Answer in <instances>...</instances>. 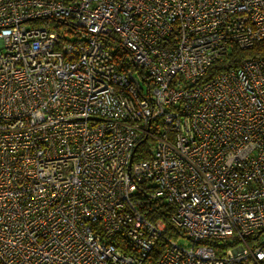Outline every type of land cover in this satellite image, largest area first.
Instances as JSON below:
<instances>
[{"label":"built area","instance_id":"obj_1","mask_svg":"<svg viewBox=\"0 0 264 264\" xmlns=\"http://www.w3.org/2000/svg\"><path fill=\"white\" fill-rule=\"evenodd\" d=\"M262 39L264 0H0V261L264 264V58L196 82Z\"/></svg>","mask_w":264,"mask_h":264},{"label":"trees","instance_id":"obj_2","mask_svg":"<svg viewBox=\"0 0 264 264\" xmlns=\"http://www.w3.org/2000/svg\"><path fill=\"white\" fill-rule=\"evenodd\" d=\"M119 50L120 56H124L125 52L117 48V52ZM253 57H261L264 58V39L256 41L249 48H239L236 45H231L229 51L224 56L214 60L204 71L203 74L198 76L196 82H204L219 73L220 71L237 67L238 64L247 58ZM130 68V67H129ZM133 68V66H131ZM145 139H143L136 147L133 159H139L146 157V151L144 150ZM172 207L167 203H155L149 202L148 205L143 208V213L149 219L161 218L165 223V233L162 238H159L154 244L153 248L148 254L147 260L149 262H154L158 259L164 245L165 239L170 237H177L181 235L180 231L173 226V224L169 220V215ZM0 264H3L0 261Z\"/></svg>","mask_w":264,"mask_h":264},{"label":"rangeland","instance_id":"obj_3","mask_svg":"<svg viewBox=\"0 0 264 264\" xmlns=\"http://www.w3.org/2000/svg\"><path fill=\"white\" fill-rule=\"evenodd\" d=\"M177 241H179V242H183L184 239H183V237H178Z\"/></svg>","mask_w":264,"mask_h":264}]
</instances>
